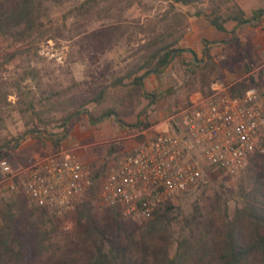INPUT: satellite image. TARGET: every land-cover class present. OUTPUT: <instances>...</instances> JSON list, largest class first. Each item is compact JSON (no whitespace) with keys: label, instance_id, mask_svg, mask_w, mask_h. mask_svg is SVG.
Wrapping results in <instances>:
<instances>
[{"label":"rangeland","instance_id":"374dc122","mask_svg":"<svg viewBox=\"0 0 264 264\" xmlns=\"http://www.w3.org/2000/svg\"><path fill=\"white\" fill-rule=\"evenodd\" d=\"M84 1L45 5L41 9L44 15L42 25L27 41L14 43L0 37V90L1 96L7 94L6 99L4 96L0 99V109L3 110L0 115L5 116L4 126L0 127V143L10 141L12 145L17 139L16 147L4 148L1 155L15 167L69 142L91 144L79 152V159L85 164L88 176H95L99 185L109 169L137 147L129 146L133 140L143 144L152 139L157 132L141 135L133 126L148 99L134 94L132 89L130 93L126 88L118 91L119 88L112 84L120 78L124 84L130 81L129 75L136 73L142 62L145 52L142 44L155 37L183 49L176 51L171 63L157 74L156 87L146 88L144 84L147 92L154 93L152 110L160 107L159 110L166 109L165 113L178 110L196 93L206 92L214 80L234 86L236 93H243L245 68L264 59V14L252 19L254 10L264 8V0H237L249 21L241 27L228 21L223 33H213L203 16L192 15L197 9L209 11V7L219 0H201L190 5L177 3L174 9L167 0ZM114 25L122 28L118 38L109 29ZM204 39L208 41L205 47L212 55L206 62L209 66L202 69L194 66L192 59H206ZM31 69L35 70V75L25 76V72ZM225 74L231 78L226 80ZM103 87H109L110 96L98 103L93 99ZM30 102L39 117L31 114ZM81 105L94 116L114 107L124 124L106 117L102 121H110L114 127L105 131L99 126L101 122L92 124L81 112L68 121L67 136L57 147L52 145L48 134L39 138L27 130L40 127L61 133L62 117ZM19 146L21 150L26 148L27 157L23 156L22 160L17 152ZM253 154L249 155L242 169L234 172L209 166L197 157L203 173L199 182L186 192L164 200L187 212L195 200L220 191L230 197L229 213L232 214L237 202L234 194L232 196L234 187ZM187 156L195 158L193 153ZM2 176L0 168V180ZM9 195L16 196L17 193L0 183V197ZM18 196L26 199L23 194ZM85 201H90L94 210L101 211L100 219L111 207L105 205L96 192L87 191L80 195L74 208L58 215L59 232L54 241L73 231L77 223L75 209ZM28 205L34 206L30 202ZM113 208L119 212L117 207ZM121 219L128 224L145 220L143 217Z\"/></svg>","mask_w":264,"mask_h":264},{"label":"trees","instance_id":"16d2710c","mask_svg":"<svg viewBox=\"0 0 264 264\" xmlns=\"http://www.w3.org/2000/svg\"><path fill=\"white\" fill-rule=\"evenodd\" d=\"M67 1L73 0H0V37L14 43L27 41L42 25L44 15L41 9L48 3L63 4ZM197 1L201 0H167L173 9L177 3L190 5ZM260 14H264V8L254 10L252 19ZM192 15L203 16L218 31H226L228 21L234 22L236 27L249 21L237 0H219L209 7V11L197 9ZM109 29L116 38L121 36L120 25ZM203 43L206 61L201 64L198 58L192 59L194 66L202 69L209 66L206 62L211 57L208 47H205L208 41L204 39ZM142 48L145 50L142 62L136 73L129 75L130 81L124 84L120 78L112 84L120 89L118 91L126 88L130 93L132 89L134 94L148 99L133 124L139 129L150 125L148 117L154 96L145 90V77L161 73L171 63L175 52L183 51L161 37L143 43ZM29 74L35 75V70L25 72V76ZM251 79L250 84H258ZM250 84L245 82V89ZM234 88H229L230 94L240 95ZM1 94L0 90V99L3 96L7 98V94ZM109 96V87H103L93 100L100 103ZM31 105L30 102L31 114L39 117ZM81 112L92 124L106 117H113L124 124L114 107L94 116L81 105L62 117L61 133L40 127L27 130L39 138L48 134L52 145L57 147L67 136L68 121ZM3 122L5 116L0 115V127L4 126ZM16 141L12 145L10 141L0 143V159L4 148L14 149ZM91 180L88 192L99 193L102 181L98 185L95 176ZM12 192L17 195L0 197V264H264L263 153H254L241 171L232 193L237 198L232 214L229 213L230 197L220 191L195 200L187 212L164 200L155 206L151 217L131 224L121 219L114 206H109L110 209H106L105 216L100 219L101 211L94 210L91 202L85 201L75 209L77 223L73 231L54 241L59 232L58 216L42 205L29 206L27 198L18 196L22 195L20 191Z\"/></svg>","mask_w":264,"mask_h":264},{"label":"built area","instance_id":"2783aa9c","mask_svg":"<svg viewBox=\"0 0 264 264\" xmlns=\"http://www.w3.org/2000/svg\"><path fill=\"white\" fill-rule=\"evenodd\" d=\"M251 78L258 84H250ZM245 82L250 85L243 93L231 95L229 85L214 80L206 94L172 112L167 118L179 133L159 132L120 158L102 180L100 200L117 207L123 219L149 218L157 204L199 182L203 173L197 157L234 172L252 153H263L264 59L247 69ZM86 146L69 142L20 167L1 158L0 183L20 191L31 204L62 215L92 185L79 159Z\"/></svg>","mask_w":264,"mask_h":264},{"label":"crops","instance_id":"0c3cea01","mask_svg":"<svg viewBox=\"0 0 264 264\" xmlns=\"http://www.w3.org/2000/svg\"><path fill=\"white\" fill-rule=\"evenodd\" d=\"M239 5H240V3H238ZM241 6V5H240ZM242 7V6H241ZM243 8V7H242ZM244 9V8H243ZM226 26V25H225ZM209 30L210 31H212L213 33H223V32H225V31H218V30H216L214 27H212V26H210V28H209ZM226 30H227V27H226ZM198 32V31H197ZM198 33H200L201 34V32H198ZM210 51V50H209ZM211 54V53H210ZM212 55V54H211ZM193 59H197L196 57H193ZM199 59V58H198ZM205 58L204 59H199V61L200 62H202L201 64H203L204 62H205ZM249 67H246L245 68V72L247 71V69H248ZM224 78L226 79V80H229L231 77L228 75V74H225L224 75ZM144 84H145V86H146V88H149V87H156L157 86V74H155V73H153V74H150V75H148L147 77H145V79H144ZM208 91V90H207ZM206 91V92H207ZM206 92H204V93H196V95L194 96V97H192L191 98V100L192 99H194V98H196V97H198V96H200V95H204V94H206ZM152 107H154L153 105H152ZM160 109V107H157V110H159ZM154 110V109H153ZM152 110V112H151V114L149 115V117H148V121H150V125L148 126V127H146V128H144V129H139L138 127H134V130L136 129V133L137 134H141V135H146V134H148V132L150 133V132H152V131H155V132H157V133H159V132H164V131H168V132H174V133H179V127L176 125V124H174V123H172V122H170V121H168V116L171 114V112H169V113H165L164 111L166 110V109H164V110H159V111H157V110H154L153 111ZM100 123V122H99ZM119 123V122H118ZM96 125H98V124H96ZM102 126L103 127V129L105 130V131H109L110 129H111V127H114V126H112V124H111V122L110 121H108V122H103V121H101V123L99 124V126ZM120 125H123V124H121L120 123ZM123 128H125V126H123ZM105 131L103 132V133H105ZM87 145V147L89 146V145H91V144H86ZM134 145H137V147H139L141 144H139L138 143V141L137 140H133L130 144H129V146H134ZM137 147H135V148H137ZM21 148L22 147H18L17 148V152H18V155H19V158H20V160H22L23 159V156H25V158L27 157L26 155H25V150H26V148H24V149H22V150H24V151H22L21 150ZM134 148V149H135ZM80 157H81V155H80ZM84 164V163H83ZM84 166H85V164H84Z\"/></svg>","mask_w":264,"mask_h":264}]
</instances>
